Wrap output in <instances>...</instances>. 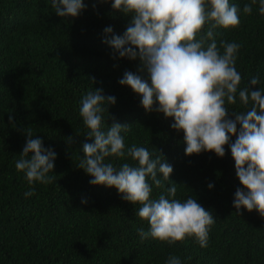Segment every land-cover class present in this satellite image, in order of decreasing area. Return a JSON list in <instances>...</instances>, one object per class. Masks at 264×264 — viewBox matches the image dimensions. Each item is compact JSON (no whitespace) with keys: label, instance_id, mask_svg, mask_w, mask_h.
I'll return each instance as SVG.
<instances>
[{"label":"trees","instance_id":"16d2710c","mask_svg":"<svg viewBox=\"0 0 264 264\" xmlns=\"http://www.w3.org/2000/svg\"><path fill=\"white\" fill-rule=\"evenodd\" d=\"M84 2L86 10L77 18L63 19L51 0H0V264H167L172 255L182 264H264V217L233 207L234 193L242 186L230 148L223 158L206 151L187 156L183 132L171 127L174 119L155 107L145 111L141 97L119 83L126 71L150 83L139 60L113 59L114 49L104 42L111 39L105 28L123 35L130 18L111 3H96L94 9L95 0ZM248 2L230 0L241 9ZM240 20L235 29H217V44L239 43L240 87L259 76L256 87L264 88V16L254 7L249 16L241 12ZM94 88L117 101L108 110L115 119L104 114L105 127L132 125L122 133L126 146L146 147L153 158L162 153L173 167L170 181L158 174L162 184L152 185V198L167 196L174 182L176 199L196 197L212 212L216 223L206 248L194 238L171 246L151 238L141 241L138 230L150 225L136 216L138 206L123 200L115 188L92 186L91 177L77 167L82 144L91 142L79 114L80 100ZM228 107L243 110L239 102ZM29 127L57 154L56 181L37 183L36 195L25 198L29 186L15 161ZM67 137L75 143L69 145ZM109 162L117 167L132 163Z\"/></svg>","mask_w":264,"mask_h":264},{"label":"clouds","instance_id":"9594fccd","mask_svg":"<svg viewBox=\"0 0 264 264\" xmlns=\"http://www.w3.org/2000/svg\"><path fill=\"white\" fill-rule=\"evenodd\" d=\"M96 3H111L114 10L130 18L123 35H113L111 27L104 30L111 36L104 42L114 49L113 59L139 60L140 71L150 78L149 83L126 71L119 83L141 97L145 111L155 107L174 119L171 127L183 132L187 156L206 151L223 158L226 147L230 148L242 186L234 193L233 207L238 213L247 209L264 217V88L256 87L261 83L259 76L251 77L249 85L241 88L242 76L236 68L241 45L221 40L218 46L216 41L217 29L239 27L241 12L249 16L257 7L264 16V0H249L242 9L230 0H95L94 9ZM51 6L63 19L77 18L87 7L84 0H51ZM116 102L114 96H105L97 88L82 96L79 114L91 142L82 144L83 157L77 167L91 177L92 186L115 188L123 200L138 206L136 216L150 225L147 231L138 230L141 241L151 238L171 246L194 238L206 248L216 223L212 212L196 197L176 199L174 182L167 196L162 193L152 198V185L159 188L162 184L158 174L170 181L174 169L162 153L153 158L146 147L126 146L122 133L130 132L132 125L114 122L105 127L104 114L114 120L108 110ZM238 102L243 110L230 111L228 106ZM9 119L15 127L11 116ZM24 134L27 140L15 168L25 176L29 188L24 195L29 198L36 195L37 183H55L57 154L33 136L32 127ZM65 139L69 145L75 143L74 137ZM110 158L132 163L117 167ZM81 203L88 201L82 199ZM167 264L182 261L172 255Z\"/></svg>","mask_w":264,"mask_h":264}]
</instances>
